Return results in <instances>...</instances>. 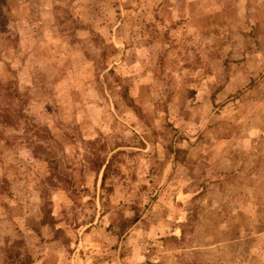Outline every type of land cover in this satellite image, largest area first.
I'll list each match as a JSON object with an SVG mask.
<instances>
[{
    "label": "rangeland",
    "instance_id": "1",
    "mask_svg": "<svg viewBox=\"0 0 264 264\" xmlns=\"http://www.w3.org/2000/svg\"><path fill=\"white\" fill-rule=\"evenodd\" d=\"M0 264H264V0H0Z\"/></svg>",
    "mask_w": 264,
    "mask_h": 264
}]
</instances>
